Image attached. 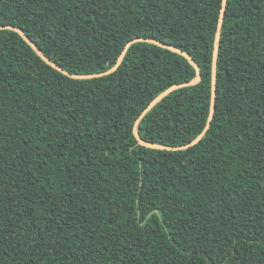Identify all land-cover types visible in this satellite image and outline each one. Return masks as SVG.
Segmentation results:
<instances>
[{
	"label": "trees",
	"instance_id": "obj_1",
	"mask_svg": "<svg viewBox=\"0 0 264 264\" xmlns=\"http://www.w3.org/2000/svg\"><path fill=\"white\" fill-rule=\"evenodd\" d=\"M221 2L0 0V26L74 75L137 38L189 54L200 82L137 125L177 147L206 126ZM196 75L136 42L71 79L0 30V264H264V0H227L205 136L139 145Z\"/></svg>",
	"mask_w": 264,
	"mask_h": 264
},
{
	"label": "water",
	"instance_id": "obj_2",
	"mask_svg": "<svg viewBox=\"0 0 264 264\" xmlns=\"http://www.w3.org/2000/svg\"><path fill=\"white\" fill-rule=\"evenodd\" d=\"M226 4H227V0H222L220 14H219L217 28H216V33H215L213 51H212V61H211V98H210L209 114H208L206 126H205L204 130L193 141H191L189 144H186V145H183V146H177V147H169V146L149 143V142H146V141L142 140L140 135H139V133H138V131H137V125L139 123V120L143 116H145L157 103H159L168 94H170L171 92H173V91H175V90H177L179 88L194 86V85H196L197 83L200 82L201 74H200V71H199V67L192 60V58L189 56V54H187L185 52H182V51H180L179 49H177V48H175L173 46H170V45H167V44H163V43H161L159 41H155V40H152V39L137 38V39L129 41L126 44L124 50L122 51V53L118 57L115 65L112 68H110L109 70H107L105 72H102V73H96V74L74 75V74H70V73L66 72L65 70H63L62 68L57 66L54 62H52L49 58H47L41 52V50H39V48L35 45V43L33 41H31L20 28L15 27V26H11V25H2V26H0V30H11V31L16 32L31 47V49L35 52V54L43 62H45L47 65H49L50 67H52L54 70L58 71L59 73L65 75L67 77H70L71 79H76V80H89V79L100 78V77L112 74L120 66V64H121V62H122V60L124 58V55L126 53L127 48L130 45H132L133 43H136V42H148V43H151V44H155L156 46H159V47L164 48V49H168V50H170L172 52H175V53L180 54L181 56H183L191 64V66H193V68L197 71L196 77L193 80L189 81V82L173 85V86L169 87L168 89H166L164 92L160 93L142 111L139 119L135 122L134 127H133V134H134V137L137 140V143L139 145L147 147V148H151V149H156V150L180 151V150L188 149V148L194 146L195 144H197L203 138V136H205L207 130L209 129L210 122L213 119L214 110H215V98H216V92H215V90H216V70H217L219 40H220V36H221L222 23H223V19H224Z\"/></svg>",
	"mask_w": 264,
	"mask_h": 264
}]
</instances>
